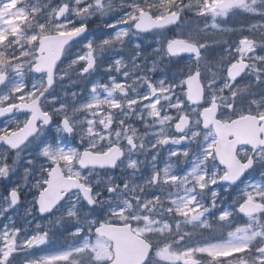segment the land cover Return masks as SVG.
<instances>
[{
	"label": "snow or ice",
	"instance_id": "obj_1",
	"mask_svg": "<svg viewBox=\"0 0 264 264\" xmlns=\"http://www.w3.org/2000/svg\"><path fill=\"white\" fill-rule=\"evenodd\" d=\"M0 122V264H264V0H0Z\"/></svg>",
	"mask_w": 264,
	"mask_h": 264
},
{
	"label": "rangeland",
	"instance_id": "obj_2",
	"mask_svg": "<svg viewBox=\"0 0 264 264\" xmlns=\"http://www.w3.org/2000/svg\"><path fill=\"white\" fill-rule=\"evenodd\" d=\"M248 23L249 21L245 20L242 17H236L233 18L230 21V25L231 26H238L240 23ZM91 29L93 30V32L100 34V33H107L109 30L105 29L103 27L102 22L100 21H94L93 23H91L90 25ZM238 33H226L223 35H219V34H209V36L205 37V39L208 40H217L220 41L219 43H217L215 45V48L213 51L209 52L208 55V60H209V66H211L212 64H214L216 62L217 59H219V55L221 53V50L227 45V44H231L233 41H235L237 39ZM158 37L154 34H142L139 37H134L133 38V43H140L142 45V52L144 53V55L147 57L148 62L150 63L152 59L155 58V55L152 52V49L157 47V41ZM134 49L132 48L131 44H128L126 42L125 46L122 49H117L116 52L118 53V55H122L128 59L131 58L132 53H133ZM112 54V50L106 51L105 52V56ZM141 61H137V63H140ZM179 67H183V65H179ZM160 68L163 69L162 71H157L156 73L153 74V79H160L165 75V72L168 69V66L165 65L164 61L160 62ZM96 79H101L102 81H106L107 79V74L104 73L103 71H98L94 74ZM72 81H77L76 83H72ZM84 85L82 82L79 81L78 77H76L75 75V69H72L69 71V75L67 77H65V79L63 81L59 82V85L57 86V93L59 95H63L64 92L69 93V96L64 97L66 100L69 101V103H71V97H70V93L72 91H80L81 88H83ZM142 91V89H141ZM84 95H86V92L84 93ZM2 123V122H0ZM76 144L79 143V141L77 140L75 142ZM166 159V154L164 152L161 153V158L158 161V163L161 165V167L164 164V161ZM21 163H23V158L21 160ZM179 167H183V165H180ZM17 171L20 173L19 176L15 177L13 179V182H16L17 180H20L22 178V174H23V169L19 168L17 169ZM3 185L4 182L0 181V198H2L3 195ZM23 199H27L30 200L31 199V193L28 194L27 197L22 198ZM26 205H24L23 203L21 204V206L18 208V210L15 213V219L17 221V223L23 224L25 222V215H24V207ZM30 219V217L28 218ZM238 223H243V221L238 217L237 218ZM41 223L42 227H50L47 225V222L45 220H43L40 217H37L36 220L33 221L32 225H30L29 227H34L35 223ZM3 221H0V224H2ZM72 225L65 223L61 226H58L56 228L53 229V231H55L57 233V236L55 238V242L50 246L52 251H55L56 249H58L59 247L66 245L68 243H70V241H67L62 237V234L65 232V230L67 229H71ZM190 227V226H189ZM211 237L208 236H201L199 234L194 235L193 236V242L195 243L196 241H200V240H204V239H210Z\"/></svg>",
	"mask_w": 264,
	"mask_h": 264
}]
</instances>
